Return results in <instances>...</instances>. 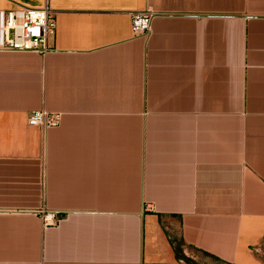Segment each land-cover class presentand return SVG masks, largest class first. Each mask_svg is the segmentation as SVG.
<instances>
[{
	"label": "crops",
	"instance_id": "crops-1",
	"mask_svg": "<svg viewBox=\"0 0 264 264\" xmlns=\"http://www.w3.org/2000/svg\"><path fill=\"white\" fill-rule=\"evenodd\" d=\"M45 5L51 49L0 50V264H264V0L0 11Z\"/></svg>",
	"mask_w": 264,
	"mask_h": 264
},
{
	"label": "built area",
	"instance_id": "built-area-1",
	"mask_svg": "<svg viewBox=\"0 0 264 264\" xmlns=\"http://www.w3.org/2000/svg\"><path fill=\"white\" fill-rule=\"evenodd\" d=\"M155 11L151 8L132 13V31L135 35L150 33ZM56 11L45 5L40 9L17 8L0 11V50L32 51L39 54L48 52L52 45L50 39L56 32ZM27 122L31 126L44 129L61 124L62 114L45 109L32 111ZM47 225H55L58 220L54 213L45 217Z\"/></svg>",
	"mask_w": 264,
	"mask_h": 264
},
{
	"label": "rangeland",
	"instance_id": "rangeland-1",
	"mask_svg": "<svg viewBox=\"0 0 264 264\" xmlns=\"http://www.w3.org/2000/svg\"><path fill=\"white\" fill-rule=\"evenodd\" d=\"M35 213L38 214L43 224L47 225L45 221V217L47 216V214H49V210L46 208L40 207L39 209L35 211ZM56 218L57 220H59L58 216H56Z\"/></svg>",
	"mask_w": 264,
	"mask_h": 264
}]
</instances>
